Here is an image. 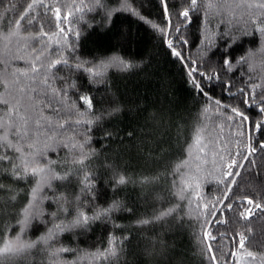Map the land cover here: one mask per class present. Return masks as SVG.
I'll list each match as a JSON object with an SVG mask.
<instances>
[{"label":"trees","instance_id":"trees-1","mask_svg":"<svg viewBox=\"0 0 264 264\" xmlns=\"http://www.w3.org/2000/svg\"><path fill=\"white\" fill-rule=\"evenodd\" d=\"M211 2L212 9L208 0H197L192 9L190 0H0V32L20 23L6 48L0 40V72L7 65L9 80L14 70L29 73L8 97L19 100L29 136L21 139L12 130L8 138L27 155V145L36 143L32 122L39 119L36 147L52 145L39 166L68 175L44 186L39 214L21 232L39 177L15 179L10 173L20 154L0 145V156L12 158L0 161V238L19 234L35 242L55 233V225H69L76 211L92 217L116 205L85 228L60 232L5 264H238L241 253L264 264V211L255 207L264 206V53L257 51L264 44L257 31L264 27V9L248 7L259 0ZM185 10L190 19L181 15ZM249 50L255 55L237 63ZM114 58L131 67L123 69ZM57 60L67 63L31 73L33 61L47 68ZM81 97L91 99V109ZM7 111L0 105V117L7 119ZM87 120L93 123H77ZM198 129L203 151L194 144ZM74 144L87 154L82 165L74 163L82 158ZM234 159L241 167H228ZM229 171L234 175L225 178ZM121 175L125 184L116 183ZM245 198L253 204L237 205ZM230 202L231 210L225 207ZM249 208L253 214L241 218ZM113 238L123 242L117 257L86 256L105 251ZM61 247L70 251L58 261L50 257L49 250Z\"/></svg>","mask_w":264,"mask_h":264},{"label":"snow or ice","instance_id":"snow-or-ice-1","mask_svg":"<svg viewBox=\"0 0 264 264\" xmlns=\"http://www.w3.org/2000/svg\"><path fill=\"white\" fill-rule=\"evenodd\" d=\"M246 2V0H245ZM33 4H29L28 5V9L31 10L33 8ZM208 8L212 9L214 7V5L212 4L211 0H208ZM190 7L192 9H196L197 8V0H190ZM248 7L251 8H258V9H264V0H259V2L256 3H249ZM57 16H59V9L56 10ZM27 13H25L26 15ZM181 15L185 18V19H190L189 17V11L185 10L181 13ZM21 19H24L23 16H21ZM28 23H31V21L29 20ZM253 23H256V21H253ZM19 28H20V23L19 21H16L15 26L11 27L8 31L7 34H3L2 32H0V40H2L4 42V46L5 48L7 47L8 42H10L11 38L13 36H17L18 32H19ZM61 31L63 32V29H61ZM163 31V30H161ZM177 31H179V29H177ZM257 31L260 32L261 34H264V27H257ZM47 35V34H44ZM179 39V38H178ZM186 43V41H185ZM169 46L171 47V41L169 42ZM174 54L179 57L180 53L179 52H175V50L173 49ZM260 53H264V44L261 45V47L257 50ZM255 53L252 52L251 50L248 51V53L246 54V56L240 57L239 60L237 61V63H241V62H247L249 60V58H251L252 56H254ZM20 59H23V57H18ZM37 59H39V57H37ZM64 63L66 64L67 61L66 60H57L54 63H50L47 68H45L43 65H41L40 67L36 66V62L33 61L31 63V73L33 75L40 73L41 71L47 73L50 71L51 68L55 67L56 64H61ZM113 63H118L123 69H128L131 67L130 64L122 61V60H118L115 59L113 60ZM225 65H228L229 67H231L230 62L228 60H224L223 62ZM0 64H3V60H0ZM76 68H83V64H77L75 65ZM100 68H107L108 65L107 64H101L99 66ZM85 71L89 72L90 74H92L93 76H102L103 72L102 71H98V70H93L92 68H88V69H84ZM7 74V65H4V71L0 72V87L4 88V92L0 93V105L5 106L8 111L5 114L8 118L4 119V117H0V130H3V135H0V145L2 144H6L8 147L13 148L17 153H19V164H16L13 162L12 164V168H11V175L15 178V179H25L27 176L31 175L34 178L35 177H39V179L37 180L36 183V187H34L31 190V197H30V202L29 205L25 208L24 210V216L25 219L23 221H19V223L22 225L21 227V232H23L24 228L23 226L27 224L28 220L30 218H35V216H37L39 214V208L38 205L40 203H42L43 201V197L41 196V193L43 191L44 186H47L49 188H51V181L52 180H66L68 178V175L65 174L64 176H60L59 174L55 173L52 171V169L50 167H41L39 166V157L45 156L46 155V151L48 148L52 147V145L44 143L42 147H36V143H39V135H40V130H41V122L39 119L33 121V125L35 126V130L32 132V135L36 138V143H30L27 145V147L29 148V152L26 155L24 153V150L22 147H17L16 145L12 144V142L9 140L8 138V133L9 131L14 130L15 134L17 137H20L21 139H24L26 137L29 136V119L26 118L24 115H22L18 109H19V105L20 102L18 99H16L15 97H12L11 99H9L8 97L11 96V89L19 84V77L20 76H25L28 77L29 73L28 72H24V71H20V70H14L10 75H11V80L6 79L5 75ZM191 74V73H189ZM200 75H204V74H200ZM215 74H213L212 76L207 77L208 80H212L215 79ZM42 83L47 84V76L45 75L42 79ZM206 87L208 86L207 84L205 85ZM255 87H259V85H256L253 87V92L255 91ZM20 92H24L23 88L19 89ZM55 91V90H53ZM202 94L207 95L206 93H203V89H201ZM29 99H31V97H29ZM82 100L85 101V103L87 104L88 108L91 109L92 107V103H91V99L87 98V97H81ZM217 104H219V102H216ZM208 109H205V112H207ZM233 112H236V109H232ZM261 111H264V109H261ZM237 115L239 116H243V113H237ZM13 117H15V120H13ZM99 119V118H97ZM245 120H247V117H244ZM17 121H19L20 123H17ZM45 122L46 123H50V121H47V119L45 118ZM77 123H87V124H92L93 121L92 120H87V121H77ZM255 129L259 130L261 125L259 122H253ZM58 127L63 128L64 125L63 124H59ZM203 129H198L195 139H194V144L196 146V148L199 151H203ZM46 139H50L49 137H46ZM73 148H79L81 150V157L80 159H75L74 163L76 164H80L82 165L84 160L83 158H86L87 154L83 152V145H72ZM261 149H264V144H260ZM252 152L255 151V149H251ZM12 158L8 157V156H0V161H5L8 160L10 161ZM244 159H247V156L244 157ZM49 165H51L52 161H48L47 162ZM186 163V162H185ZM182 165H177V171H179L180 167ZM229 168L232 167H241V165H238L236 160L234 159L232 161V164L228 165ZM234 174L232 172H227L226 173V177L229 176H233ZM235 175H239V173H235ZM87 176H85V180H87ZM127 182L126 178L124 176H119V178L116 180L117 184H125ZM219 183L223 184L224 180L219 181ZM229 183H235V181H229ZM86 186H90V185H86ZM188 187V185L185 182V188ZM184 189L182 188L181 191H183ZM230 191V189H229ZM183 198V197H181ZM15 196L10 197V200H14ZM59 199H63V197H60ZM225 199H227V197H225ZM237 205H242L243 203H247L248 205H252L253 201L251 199L245 198L244 201H236ZM113 207H116V205L111 206L108 209H103L102 211L96 213V215L89 217L86 214H84L82 211H76L74 209V211H76V215L75 218L71 221V223L69 225H55V228L57 229V231L55 233L53 232H49V235L47 237H41L38 241L35 242H25L24 240L21 239V236L18 234L16 235L13 239H8L6 237L0 238V264H5L6 261L12 260L14 258L17 257H22L25 256L31 249L36 247L37 243H42L44 245H48L50 241L54 240L55 237L60 233L63 232L65 230H71L72 228H76V227H81V228H85L88 224L89 221L92 220H98L101 215L107 216L108 213L112 210ZM225 207H227L229 210L232 209V203H228L227 205H225ZM255 207L257 209H260L262 211H264V206L260 205V204H256ZM62 212H66L67 209L66 208H61ZM174 211L172 209L168 210L167 212H162L159 216L155 217V219H162L164 216L166 215H170L171 212ZM252 210L251 208L249 209H245L243 211L239 212V216L245 220L249 219V217L252 215ZM221 221H218V223ZM140 223H149V221H140ZM212 239H215V237H212ZM120 243L122 244V241H116L114 238L110 239L109 241V247L108 249H106L105 251L101 252V251H97L95 253H90V254H86V256H90L93 260H111L114 259L115 257H117L118 255V248H117V244ZM240 246L243 247V239H241L240 241ZM210 247V246H209ZM70 251L67 248H54L49 250V255L52 258H55V260H59V257L61 256L62 253L68 252ZM248 256H251L253 259H255V257L253 256L252 253H248ZM214 258V257H213ZM72 264H76V262H72Z\"/></svg>","mask_w":264,"mask_h":264},{"label":"rangeland","instance_id":"rangeland-1","mask_svg":"<svg viewBox=\"0 0 264 264\" xmlns=\"http://www.w3.org/2000/svg\"><path fill=\"white\" fill-rule=\"evenodd\" d=\"M238 264H254V259L246 253H241Z\"/></svg>","mask_w":264,"mask_h":264}]
</instances>
